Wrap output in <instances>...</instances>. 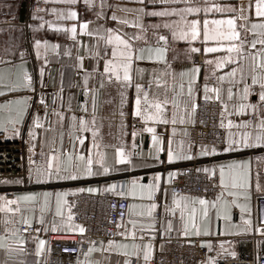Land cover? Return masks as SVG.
<instances>
[{"label": "snow or ice", "instance_id": "1", "mask_svg": "<svg viewBox=\"0 0 264 264\" xmlns=\"http://www.w3.org/2000/svg\"><path fill=\"white\" fill-rule=\"evenodd\" d=\"M138 5L136 8L121 7V11L134 13L133 19L122 18L115 12L109 19L118 24L134 27L138 31L131 35H121L119 30L105 28L99 25L96 30H90L92 21H79L77 12L69 8L67 15L61 10L58 19L73 20L76 23L70 26L53 24L45 21L39 12L55 14L56 8L46 9L36 7L32 20L38 21L33 25L25 22L23 26L12 23L16 20L3 21L10 28H0V33L11 30H22L27 27L33 32L42 30L45 25L57 33L64 32L69 39L83 47L88 58L93 61L85 66L82 55L76 57V67L82 74L81 90L84 96L78 108L81 115L66 117L65 112H71V102L65 106L63 102V83L58 92L53 95L52 103L56 105L57 95L59 105L51 109L44 94H40L35 103L43 106L29 112L32 107L33 96L16 95L21 92L36 94L32 76L25 68L26 49L13 41L11 35L3 42L0 51V64L5 69L0 70V138H23L26 129L28 147L27 182L29 184H58L77 181H97V186L88 184L70 187L67 190L28 191L9 197L0 195V264H26L21 258L28 252L27 245H35L34 255L36 264H40V257L46 250L47 241L40 237V232H48L46 216L54 218L50 230L55 233L63 230L70 233H79L83 237L86 228L74 222L76 200L68 197H77L78 194L109 193L119 197L120 201H140V203L124 202L112 203L113 210L119 209L118 218L109 223L114 224L113 236L121 237L115 240L109 237L105 243L99 244L95 240H87V250L83 252L84 260L77 257L75 264H101L99 259L92 258L93 253H115L124 259L117 264H152L156 241V233L160 238L171 236L176 231L184 238L219 236H239L255 234L264 237V209L254 224L251 211L252 174L250 159H231L224 163L213 164L211 168H197L207 178L215 179L218 176L220 193L209 201L203 197L177 196L173 192L171 203H168L167 185L178 175L180 169L171 166L184 161H192L197 157H211L222 154L241 152L246 149H264V0H247V3L238 5L208 3L195 4L192 0H131ZM48 3H62L75 5L77 0H44ZM89 9L94 0H84ZM10 7V5H6ZM101 11L95 15L104 18L103 9L112 7L106 0H100ZM119 7V6H117ZM232 13L231 16L221 19H209L211 12ZM204 13L201 21L200 13ZM192 16V19H188ZM157 18L158 22L144 23L145 18ZM176 17L178 19H170ZM240 21L238 24L237 21ZM168 31L173 42L183 41L188 44L186 51L192 67L179 71L172 69L166 59L169 35L162 34L158 29ZM102 29V31H101ZM152 30L155 45L149 42L148 32ZM241 30L244 35L242 36ZM87 35L93 41L104 42V50L98 45L91 47L77 41V36ZM249 36L251 39H249ZM199 41L202 52L205 54V77L201 87L197 83L201 66L195 62L191 54L200 53L196 47ZM259 45V47H257ZM60 45L48 40L35 39L32 49L37 60L43 58L48 63V53L58 54ZM208 53H221L209 59ZM69 55L67 51L64 53ZM102 61V67H101ZM164 64V68L149 67L148 65ZM210 66V67H209ZM227 68L222 74L218 70ZM14 70V71H13ZM39 83L44 87V67H40ZM177 77L179 80L177 81ZM214 78L218 83L210 85L209 79ZM98 78V86H97ZM90 81H93L90 87ZM228 87L225 89L224 84ZM115 86L120 97L119 115L122 118V135H128L127 125L123 123L126 113L123 106L128 102V90H133L131 116L133 117L131 144L124 141L119 144H103L100 136L98 112L102 103H111V99L100 100V91ZM162 92V97H161ZM226 92V97H225ZM198 99L205 102L214 101L220 105L219 127L226 130L221 146L208 145L184 140L175 145L174 138L180 131L184 136L189 133L186 129H177L175 126L195 124V117L199 107ZM170 113V114H169ZM232 116H246L247 119L234 121ZM65 119L69 120L72 151L53 149L48 154L40 153L44 157L38 161L35 148L41 130L52 131L54 125L63 129ZM136 121L143 126L136 128ZM47 123V129H45ZM203 123V121H201ZM158 125H172L167 136L157 132ZM235 129V131H234ZM150 134V144L147 156L136 143V137L142 133ZM88 133L91 142L86 144ZM61 144L63 131L60 132ZM77 145L80 150H77ZM111 148V159L105 150ZM139 149V150H138ZM264 161V157H257ZM137 169H158L147 176L144 182L142 176H130L127 181L117 185L116 182H105L99 185L98 178L108 177L114 173H131ZM3 184H24V178L0 181ZM257 192L264 191L259 182V173L255 183ZM163 194V202L157 199V194ZM146 201V203H145ZM183 201V203H181ZM125 208L128 219L125 221ZM159 216H157V211ZM233 209L240 212L239 222L234 221ZM179 213V227L174 219ZM60 218V224L55 218ZM213 220L219 222L216 232H213ZM39 225V227H34ZM27 233V235H25ZM139 233V235H137ZM145 234L147 238H145ZM190 245L198 244L208 252L215 251V256H205L200 264H219L221 259H236L237 252L233 248V241L220 240L214 247L211 240L186 239ZM80 243H85L82 239ZM262 241H257L259 250ZM163 250V243L160 245ZM50 251V249H48ZM65 252H75V248H64ZM133 257L135 261L133 262ZM108 259V257H104ZM253 264H264V253L258 251Z\"/></svg>", "mask_w": 264, "mask_h": 264}, {"label": "crops", "instance_id": "2", "mask_svg": "<svg viewBox=\"0 0 264 264\" xmlns=\"http://www.w3.org/2000/svg\"><path fill=\"white\" fill-rule=\"evenodd\" d=\"M193 3L203 5L205 3V0H192ZM36 4L40 8H46V9H51V8H56L57 12L55 14H51L49 12H39L37 15L43 16L45 21H51L54 25L55 24H60L64 26H70L73 23H76V21L73 20H61L58 19L57 17L60 14V11L63 10L64 14L67 15V10L69 8L74 9L78 16L77 19L79 21H92L91 24H89V29L90 30H96L99 25H103L105 28H113L119 30V33L121 35L128 34L131 35L133 33H136L138 30L135 29L134 27H129L126 25L118 24L116 21L109 19V17L113 14V12L116 13L117 16L122 17V18H127L130 21L134 17V13L132 12H126V11H121L120 8H136L138 7L137 4L131 2V0H106V3L108 5H111L112 7H106L103 9L104 13V18L99 19L95 15L96 12L101 11L99 7L100 0H94L93 7L89 9L87 5L84 3V0H77V3L75 5H67V4H62V3H48L45 4L44 0H26V7H25V13L20 15L19 14V4L18 1L15 2H10V3H0V28H10L11 26H6L3 25V21L6 20H11L12 16H16V20L13 21L16 23L17 26H23L25 22L30 23V24H37L38 21L32 20V14L35 10H32L30 7V4ZM208 3H219V4H231V5H238L240 3H247V0H208ZM10 5V7L6 6ZM119 6V7H117ZM232 13H217L215 11L211 12L208 14L209 19H221V18H226L228 16H231ZM188 19H192V16H188ZM199 18L201 21L204 18V13L201 12ZM170 19H178L176 17H172ZM149 22L151 23H156L158 22L157 18H145L144 23L148 24ZM237 23L239 24L240 21L238 20ZM25 30V45L24 49L27 50L28 55L25 57L26 64L25 68L29 72V74L32 76L33 79V85L36 89V94L33 95L31 92H21L16 95H29L33 96V103L32 107L29 109V112H33L37 109L40 110V112H43V106L35 103V100L38 98V96L42 93L44 94L48 106H49V114L51 115V109L60 103L59 96L57 95V100H56V105L52 103L53 100V95L58 92V89L61 86V81L63 83V102L64 105L67 106L69 101L71 102V112H65L66 117H70L71 115H81L79 112L78 105L79 103H82L84 100V96L81 90V81H82V74L79 73V70L76 67V57L77 55H82L85 57L84 59V64L85 66H89L93 63L88 58V54L84 51L83 47H79L77 43H75L73 40L69 39L68 36L64 32H59L57 33L54 30H50L47 28L45 25V28L36 32H33L32 30L28 29L27 27H23ZM102 31V29H101ZM157 31H159L162 34L169 35V43H168V50L166 52V59L168 63L171 65L172 69H174L177 73L181 70L191 68L192 67V61L188 59L189 53L186 51L188 48V44L183 42V41H177L173 42L171 40V36L168 33L167 30L160 28ZM242 36L244 35L243 30H241ZM35 39H41V40H48L52 43H58L60 45V48L58 50V54L49 52L48 53V63L45 65L43 58L40 60H37L35 57V54L32 49V43L33 40ZM249 39L251 37L249 36ZM148 40L150 43L155 45V39L152 36V30H149L148 32ZM77 41H82L83 44L88 45L91 47L93 43H96L100 49L101 52L104 50V42L100 40L93 41L90 37L87 35L84 36H77ZM196 47L201 48V54H202V62L196 61V55L191 54L193 59L197 64L201 66V71L199 73L198 81L197 83L201 87V92L200 95H202V86L204 83V77H205V65L203 63L205 54L202 52L203 45L197 41L195 43ZM259 47V45H257ZM65 51L69 53V55H65ZM221 53H208L207 57L209 59H212ZM44 67V87L40 86L39 83V71L40 67ZM149 67H159V68H164V64L160 65H148ZM5 65L0 64V70L5 69ZM101 67H102V61H101ZM210 67V66H209ZM228 69H222L218 70L217 74H222L223 72L227 71ZM14 71V70H13ZM179 78L177 77V81ZM97 86H98V78H97ZM218 82L214 79L211 78L209 79V84H217ZM93 81H90V87L92 86ZM228 87L227 83L224 84V88L226 89ZM128 102L123 106V111L126 113L125 117L123 118V123L127 125V133L128 135H122L123 129L121 128V122L122 118L119 115L120 111V97L118 95V90L116 89L115 86H109L106 89H103L100 91V100L105 101L107 99H111V103H102V106L98 112V116L102 117V119L98 120V124L102 125L100 127V136L102 137V143L103 144H119L121 141H124L126 144L130 145L132 141L131 137V131H132V124H133V117L131 116V108H132V100H133V90H128ZM161 97H162V92H161ZM225 97H226V92H225ZM2 99V98H0ZM200 99H198L199 101ZM170 114V113H169ZM234 121H240L242 119H247L248 117L246 116H232L230 117ZM136 128L139 130L142 128V124L139 121H136ZM191 124H186V125H179L177 124L175 127L179 129H186L189 133L188 127ZM172 125H158L157 126V132L158 133H163L165 136V146H166V140L167 136L170 133ZM45 129H47V123H45ZM63 131V141L61 144V138H60V132ZM70 129H69V120L65 119L64 124H63V129L60 128L59 125H54V128L52 131H47V130H41L40 131V136L38 137L36 143V148L35 151L39 152H44L45 154H48L51 152L54 148L59 149L63 147L64 149L68 150L69 152L72 151V144H71V136H70ZM235 131V129H234ZM88 139L86 140V144H89L91 142V134L88 133ZM189 136V135H188ZM188 136H184L182 132L178 131L176 137L174 138L175 140V145H179V142L181 140H184L186 143L188 141ZM11 139H17V138H11ZM28 139V138H27ZM136 143L139 145L140 149L143 150L145 156H147L148 150H149V144H150V134L144 132L142 134H138L136 137ZM29 147V144H27ZM77 150H80V146L77 145ZM109 153V159H111V153L112 149L108 148L105 149ZM139 150V149H138ZM195 151V147H194ZM257 157H264V149H246L241 152H236V153H230V154H222V155H217V156H211V157H197L196 159L192 161H184L179 164L173 165L171 167L177 168L178 165L184 164V163H191L193 161H197V168H203V167H209L211 168L213 164H219V163H224L227 162L228 160L231 159H250L251 160V174H252V189H251V211H252V220L253 223L255 224L258 220L259 217V209L258 205L256 202V195L264 193L262 192H257L255 190V183L257 179V173H259V182L262 186H264V161L257 160ZM44 159V158H43ZM29 167V164H28ZM158 169H137L134 172L131 173H114L111 176L108 177H101L98 178L99 180V185H103L106 181L107 182H116L117 185H119L121 182L127 181V179L130 176H142L144 177V182H147V176L150 175L153 171H156ZM218 179V176H217ZM26 184L29 185L27 188H18L14 191V196L21 194L23 192H28V191H42V190H67L70 187H78L81 185L87 186L88 184H92L93 186H97V181H77V182H64V183H58V184H43V185H37V184H29L26 181ZM12 186H22V185H0V187L3 188H10ZM160 198L163 199V194L158 193ZM0 195H7L5 191H0ZM171 197L172 195L168 193V202L171 203ZM68 199L71 201L72 197L69 196ZM128 202H133V203H140V201H130ZM146 203V201H145ZM183 203V201L181 202ZM233 216H234V221L239 222L240 219V212L238 209H233ZM128 217L126 218V220ZM54 218L51 214H48L46 216V221L48 222V227L49 231L48 232H40V237L46 240V235L49 233H53L50 228H51V223L53 222ZM125 220V221H126ZM174 222L176 223L177 227H179V213L177 212L176 218L174 219ZM55 223L57 225L60 224V218H55ZM218 223L217 221L213 220V232L217 231L218 228ZM35 225V224H34ZM39 227V225H37ZM3 228V225L0 224V229ZM175 234L180 237L184 238L178 235L176 231ZM54 234H59V235H72V234H79V233H70L66 232L63 230H58ZM139 235V233H137ZM252 235V234H251ZM250 235H239V236H219V235H213L209 237H191V238H184V239H203V240H211L213 242L214 247L216 246L217 242L220 240H231L233 241V248L235 249L236 246V240L241 237H246ZM145 238L146 235H145ZM84 240V237H81V240ZM117 240H121V237L118 236ZM28 252L23 255L21 258L26 262V264H32L34 261L37 260V258L34 255V248L35 245L33 243H29L27 246ZM158 247L157 241H155V247H154V252L156 248ZM87 250V249H86ZM85 250V251H86ZM47 254V245H46V250L42 255ZM41 255V256H42ZM154 255V253H153ZM216 253L215 251L208 252V256H215ZM104 257H108V259H104ZM92 258L94 259H99L101 261V264H117V262H122L124 259L122 256H118L115 253H93ZM133 262L135 261V257L132 258ZM80 260H84V256L82 254Z\"/></svg>", "mask_w": 264, "mask_h": 264}, {"label": "built area", "instance_id": "3", "mask_svg": "<svg viewBox=\"0 0 264 264\" xmlns=\"http://www.w3.org/2000/svg\"><path fill=\"white\" fill-rule=\"evenodd\" d=\"M30 7L35 10L37 5L32 3ZM12 23L16 25L13 21ZM3 25L9 26V24L5 23ZM196 61L202 62L201 53L196 55ZM198 104L196 122L188 127V140L194 142V147L201 143L216 144L217 147H220V141L223 140L226 130L219 127V103L214 101L205 102L200 99ZM26 140V129L23 133V138H0V181L24 178L22 186L0 187V191H5L9 197L14 196L16 189L29 187L26 184L29 158ZM35 152L36 156L34 158L42 161L44 157L40 156L41 152ZM196 164L197 161H193L177 166L183 174L178 175L166 186L169 194L172 195L175 192L177 196L203 197L209 201L215 199L216 195L220 193L218 179H209L203 172H197ZM73 199L76 200L75 207L71 209L75 214L74 222L86 228V232L83 235L85 243H80V234L59 235L49 233L46 235V241L48 242L47 254L39 258L40 264H75L77 257L80 259L83 252L87 249V240H95L99 244L101 240L106 243L109 237L115 240L118 239V236H113L115 231L114 224L109 223V221H115L118 218L119 209L113 210L110 204L118 202L127 204L128 200L120 201L119 197L109 193H82L75 198L72 197ZM157 199L161 203L163 202L159 194H157ZM256 202L260 216L261 210L264 209V193L256 195ZM159 211L158 209L157 216H159ZM125 213L124 219L126 220V208ZM34 227L38 226L34 225ZM145 235L147 237L148 234ZM155 235L158 247L154 252L152 264H200V261L205 256H208L207 249L200 248L198 244L190 245L185 243L186 239L178 237L175 232L171 236L166 235L163 240L160 238L159 233ZM257 241L264 242V237L252 234L238 238L234 249L237 252V258L221 259L219 264H253L258 251L264 253V243L260 244L258 250ZM161 243H163V250L160 248ZM64 248H75L77 251L65 252L63 251ZM32 264H36V261Z\"/></svg>", "mask_w": 264, "mask_h": 264}, {"label": "trees", "instance_id": "4", "mask_svg": "<svg viewBox=\"0 0 264 264\" xmlns=\"http://www.w3.org/2000/svg\"><path fill=\"white\" fill-rule=\"evenodd\" d=\"M0 1H11V0H0ZM18 1L19 4V14L22 15L25 13V7H26V0H16ZM9 35H11V37L13 38V41L17 44H19V46L21 48L24 47L25 45V30L24 28H22V30H11L10 32H5V33H0V51H2V48L4 46L3 42L5 40L8 39ZM2 185H6V184H2ZM9 185V184H7ZM13 185V184H10Z\"/></svg>", "mask_w": 264, "mask_h": 264}, {"label": "rangeland", "instance_id": "5", "mask_svg": "<svg viewBox=\"0 0 264 264\" xmlns=\"http://www.w3.org/2000/svg\"><path fill=\"white\" fill-rule=\"evenodd\" d=\"M16 0H11V1H0V3H10V2H15Z\"/></svg>", "mask_w": 264, "mask_h": 264}]
</instances>
